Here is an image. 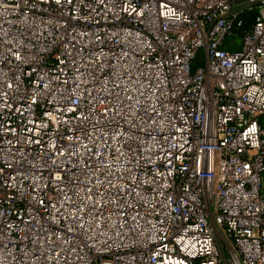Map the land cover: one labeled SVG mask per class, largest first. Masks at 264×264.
Here are the masks:
<instances>
[{
	"label": "built area",
	"instance_id": "1",
	"mask_svg": "<svg viewBox=\"0 0 264 264\" xmlns=\"http://www.w3.org/2000/svg\"><path fill=\"white\" fill-rule=\"evenodd\" d=\"M0 264H264V0H0Z\"/></svg>",
	"mask_w": 264,
	"mask_h": 264
}]
</instances>
